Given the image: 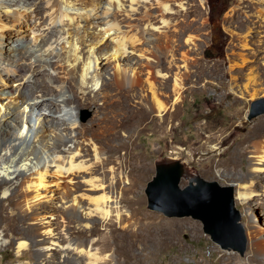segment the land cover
<instances>
[{
    "label": "rangeland",
    "instance_id": "1",
    "mask_svg": "<svg viewBox=\"0 0 264 264\" xmlns=\"http://www.w3.org/2000/svg\"><path fill=\"white\" fill-rule=\"evenodd\" d=\"M17 1L19 0H4L3 5L11 7L9 16L4 13V10H0V24H7L2 29V34L5 35L3 44L8 47L4 49L2 57L5 59L9 57V63L15 64L14 56L18 58V51L11 49L12 55L6 54L13 40L20 45L19 50L27 49L29 56L27 55L26 62L32 64L36 60L33 57L34 53L37 57H41L45 51L51 52L52 49L48 44L56 39L63 44L64 37L58 38L59 34L54 33L49 36L52 41L44 42V39L48 38L43 25L47 23L49 0H25L28 5L22 4V6L29 9L27 14H30V17H22L16 22L13 11L16 9ZM55 1L60 4L59 0ZM90 1L93 0H73V3L79 7L82 3ZM97 1L100 3L98 16L102 18L108 0ZM159 1L168 2L172 7L170 13L163 15L169 22L168 25H161L163 9L156 0H152L153 5L148 4L147 7H142L141 14L136 13V16L130 17L128 13L115 11L112 15V23L120 28L121 35L128 40L137 33V27L143 26L144 23L148 24V18L153 25L161 26L159 31L154 33L156 40L152 43L155 47L152 54L156 55V51L158 52L164 73L168 72L169 61L173 57L175 62L178 61L176 58H179L176 63L182 66L180 70L173 69L169 72L171 81L168 79L167 86L161 91L173 94L174 72H177L182 79L185 77L182 98L184 100L177 105V115L163 125H157L158 112H154L147 119L132 122L131 128L111 124L98 126L95 124L97 106L83 103L77 110L78 121L83 126L88 125L90 129H97V133L90 134L93 140L83 144L84 150L78 156L79 158L77 157V162L79 164H81L80 161L84 162V167L78 170V174L74 172L73 175L62 176L56 175L54 171L49 172L46 177L48 186L40 189L41 196L37 200L44 207L38 210L42 213L41 219L25 220L16 223L18 226L1 222L0 264H41V259L38 260L36 253L34 237L38 240L44 237L54 239V242L49 244L50 256L49 259L47 258V262L49 261L47 264L64 261L58 252L60 247L68 249L70 253L69 262H61V264H95L93 261L97 264V257H99V264H264V200L261 202L259 200V197L264 198V167L261 173H253V163L257 159L249 158L256 153L255 145L264 147V132L258 133L256 138L248 144H243L248 135L258 130L259 120L264 119V115L254 120L248 119L252 102L264 97V37H262L264 21L254 14L257 9L248 8V4H253V0ZM124 3L130 4L128 0ZM127 7L126 9H129ZM211 11L216 12L215 20H213L215 26L220 25L222 31L230 34V43H236L237 45L233 47L241 54L244 52L241 44L244 43V35L247 34L248 27L252 26L255 29L252 35L257 38L248 37V39L253 48L251 51H256L258 54L256 56L258 63H246L245 77L247 79L243 80L246 84L251 83V88L239 87L236 84L240 74L234 68L238 67L237 63L243 65L242 61L224 59L218 54L213 57L207 56L211 36L209 22ZM32 13H37V18L41 16V19L36 21L34 18V20L31 18ZM93 16L97 17V11L93 13ZM252 20L255 24L251 22ZM68 21L65 19L66 24H69ZM80 21L75 20L70 23L74 27L71 30L72 34L80 36L86 33L91 38H97L103 37L104 29L108 28L100 23L102 19L98 20L99 23L93 22V24ZM35 23H38V28ZM75 25H78L77 29ZM58 26H60L59 23ZM111 33L105 36V40L109 43L116 35L113 34L114 31ZM68 38L70 37L66 39ZM53 44L54 47H60L56 43ZM58 51L60 48L55 52ZM251 51L245 50L248 54L245 56L247 59H254V55H250ZM55 59L53 61L57 63L58 59ZM100 62H103L101 67L103 70L97 69V72L106 78H112L115 72L114 64L106 63L102 57ZM11 65L10 69H12ZM249 69L253 70L252 74ZM141 71L146 70L141 68ZM254 74L255 82L250 79ZM17 75L15 73V76ZM89 76L91 77L92 74ZM143 77L145 78L146 75ZM242 94L245 98H239ZM252 94L256 95L255 99L251 97ZM78 96L82 97L84 94L78 92ZM147 96L150 97L151 93L148 92ZM23 102L20 101L19 108ZM6 103L14 102L7 100ZM101 103L100 101L99 104ZM149 104H151L150 101ZM9 117L10 115L4 111L0 115V125L12 122L7 120ZM35 123L36 119L33 120V124ZM13 126L8 128V133L12 132L15 135L17 132L14 131ZM12 137L8 134L6 136L11 140ZM18 137L21 141L24 135L19 134ZM94 145L105 151L104 156L118 148L117 160L106 166L107 168H97L99 160L95 158L92 151ZM245 146L249 147L246 149ZM236 154H239L236 162L228 166L223 164ZM162 158L182 159L207 180L218 181L223 186L233 185L235 189L247 185L251 191L257 193V196L251 197L247 203L236 200L248 236V249L244 258L236 252L224 251L213 243L204 233L201 222L192 218H168L162 213L148 209L145 190L156 174V160ZM111 167H115L118 176L115 181V194L110 200L112 201L111 215L103 219L101 213L97 212H93L90 216L85 215L89 212L87 208L91 205L92 199L89 198L98 199L104 195L103 191L88 190L91 188L89 180L92 178L97 184L103 180L106 181L105 186H107L110 183L111 174L104 178V173ZM94 168L96 171H91ZM91 172L93 174L90 176ZM247 174H249L248 178L245 177ZM187 184L188 182L183 180L181 186L185 187ZM74 196L79 201L81 209L79 210V206L77 209L73 207L70 208L71 210L65 209L72 204L71 199ZM114 200L118 204H114ZM1 210L9 214L12 207L4 204ZM49 222H51L50 234H46L48 231L46 232V228L43 227H47ZM32 227L35 228V233L29 229ZM22 241L25 245L18 252V245Z\"/></svg>",
    "mask_w": 264,
    "mask_h": 264
},
{
    "label": "bare ground",
    "instance_id": "2",
    "mask_svg": "<svg viewBox=\"0 0 264 264\" xmlns=\"http://www.w3.org/2000/svg\"><path fill=\"white\" fill-rule=\"evenodd\" d=\"M59 1L60 4L55 0H49L48 2L47 23L45 22L46 24L43 25V29L47 32L46 35L48 38L44 39V42L52 41V38L49 36L57 33L59 34V37L57 36L58 38L64 37V43L59 42V39L50 42L48 45L52 49L51 52L45 51L43 56H38L39 58L34 53L33 57L36 60L32 64L26 62L27 55L29 56L28 51H26L27 49L25 51L19 50L20 45H17V41L15 42L13 40L11 42L12 46L9 47V52L6 54L11 56V49L18 51V58L14 56L15 64L11 65L9 63V57L6 59L2 57L4 49L8 48L3 44L5 35L2 34V29L7 24H0V115L6 111L10 115L7 120H12L10 123L0 125V224H2L1 222H8L10 225L15 224V226H18L16 223L25 220L41 219L40 216L42 213L38 212V210L44 207L37 200L41 196L39 193L40 189L43 187L47 188L48 186L46 177L49 175V172L54 171L56 175L60 174L62 176L65 174L73 175L74 172L78 174V170L84 167V162L82 163L80 161L81 164H79L77 157L84 150L83 144L88 140L90 142L93 140L90 134L97 133V129H90L88 125L83 126L78 121L77 110L83 103H91L97 106L95 116L96 125L111 124L113 126L131 128L132 122L147 119L154 112H158L157 118L159 119H157V125H163L170 119L175 118L178 112L177 105L184 100L182 98L185 89L183 79L185 77L182 79L177 72H174L173 94H166L161 91L167 86V80L169 79L171 81L169 72L173 71V69L180 70L182 67L180 66L181 64L176 63L178 61L175 62L173 57L170 61L168 60V72L164 73L161 69L163 66L158 52L156 51V55L152 54L155 48L152 43L156 40L154 33L155 31H159L161 26L157 27L153 25L148 18V24L144 23L143 26L137 27V33L128 40L121 35L122 31H120V28L112 23V15L115 11H119V13L123 11L131 17L136 13H140L142 7L145 8L148 4L153 5L152 0H128L130 2L129 5L124 3L127 0H108L102 18L98 16L100 3L97 0L82 3L79 7L75 6L76 3H73V0ZM156 1L163 9L162 13L160 11L162 16L172 11L170 3ZM3 2L4 0L0 1V5L2 4L0 10H4V13L9 16L11 7L4 6ZM22 4L28 5L25 0H19L15 4L16 9L13 12L16 22L20 21L22 17H30V14H27L29 9L23 7ZM126 6L129 9H126ZM248 8L257 9L254 14L264 21V0H253V4H248ZM96 11L97 17L93 16V13ZM143 16L145 17L144 14ZM40 17L37 18V13L31 14V18H35L36 21H39L41 19ZM65 19L69 20V24L75 22V20L93 24V22L99 23L98 20L102 19L103 21L100 23H103L108 28L104 29L103 37H93V39L86 33L84 35L80 34V36L72 34L71 30L74 27L71 24H66ZM160 20L161 25L165 26L169 23L164 16ZM251 22L255 24L253 20ZM58 23L60 26H58ZM75 26L77 29L78 25ZM43 29L41 30L42 32ZM111 32L116 35L115 37L113 36L112 42L109 43L105 40V36ZM254 33L255 29L252 26L248 27L247 34L244 35L242 50H253L248 37H254L252 35ZM68 36L70 38L66 39ZM53 43L57 45L61 43L59 47L60 51L57 53L55 51L59 48L58 46H52L54 45ZM185 55L187 56V54ZM247 55L245 51L240 55L244 63H242L243 66L247 62H252V60L245 57ZM101 57L106 63L114 64L115 72L112 78H106L97 72V69L103 70L101 68L103 62H100ZM55 58L58 59L57 63L53 61ZM10 65L12 69H10ZM141 68H144L146 71H141ZM250 70L252 74L253 70ZM15 73L18 75L15 76ZM89 74H92V76L90 77ZM144 75H146L145 78L143 77ZM250 79L255 82V74ZM250 86L251 83L246 84L245 88ZM78 92L84 94V96L79 97ZM148 92L151 93L150 97L147 96ZM251 97L255 99L256 95L252 94ZM239 98L245 97L242 94L239 95ZM7 100L14 103L7 104ZM21 100L24 102L19 108L18 106ZM100 101L102 102L101 104H99ZM149 101L151 104H149ZM25 115L27 116L26 118ZM34 119H36L35 124H33ZM11 125H14L13 129L17 134L13 135L12 132L8 133V128ZM257 127L258 130L248 135L245 141H242L243 144H248L252 139L256 138L258 133L264 132V119L259 120ZM7 134L13 137L15 136V138L12 137V140L7 139ZM19 134L24 135L21 141L18 137ZM248 147L245 146L246 149ZM92 149L95 158L99 160L97 168H105L117 160L116 154L119 153L118 148L111 150L107 156H104L106 154L105 151L99 149L97 145H94ZM255 152V154L249 156V158L257 159L253 163L254 167L252 172L261 173L264 167V147L255 145ZM241 154L243 155L244 153ZM238 156L239 154L234 155L223 164L228 166L236 162ZM91 171L94 172L96 169L94 168ZM93 172L90 173V176ZM109 174H111V178L107 186H105L107 184L106 181L101 180V183L97 184L92 178L89 180L88 183H90L91 188L88 190L103 191L104 195L102 198L99 197L100 199L96 197L89 198L92 199L90 201L91 205L87 208L89 212L87 211L88 213L85 215L90 216L93 212H97L99 214L101 213L102 219L104 217L108 218L111 215L112 201L110 200L114 197L115 181L118 178L115 167L106 170L104 178H107ZM245 177L248 178L249 174ZM235 192L236 200L244 203H247L251 197L257 196V193L251 191L247 185L240 186ZM259 200L261 202L264 198L259 197ZM5 202H8L7 204L12 207V211L9 214L1 210L4 204L7 205ZM71 202L72 204L65 209L72 207L77 209L78 206L79 210L81 209L76 196L71 199ZM113 202L114 204H118L115 200ZM50 224L51 222H49L47 227H43L46 228V232L48 231L46 234H50ZM29 229L35 233L34 227ZM250 236L252 235L250 234ZM52 242H54V239L44 237L38 240L34 237L36 253L38 260L41 259V264H47L49 262H47V258L50 256L49 244ZM24 245V241L19 243L18 252ZM59 249L58 252L61 258H64V261L61 262H69V250L63 247ZM98 258H95L97 264H99ZM61 262H56V264H61ZM93 263L96 264V261H93Z\"/></svg>",
    "mask_w": 264,
    "mask_h": 264
},
{
    "label": "water",
    "instance_id": "3",
    "mask_svg": "<svg viewBox=\"0 0 264 264\" xmlns=\"http://www.w3.org/2000/svg\"><path fill=\"white\" fill-rule=\"evenodd\" d=\"M264 115V98L251 104L249 120ZM156 174L145 190L149 210L168 218H192L222 250L246 256L248 236L236 204V189L210 181L182 159L155 162ZM183 180L188 184L181 186Z\"/></svg>",
    "mask_w": 264,
    "mask_h": 264
},
{
    "label": "flooded vegetation",
    "instance_id": "4",
    "mask_svg": "<svg viewBox=\"0 0 264 264\" xmlns=\"http://www.w3.org/2000/svg\"><path fill=\"white\" fill-rule=\"evenodd\" d=\"M216 17V12L215 11H211L210 15H209V19H210V28H211V36H210V46L209 49L207 50V56H214L216 54H218L220 57L222 56L224 59H231V60H238V61H242L241 60V52H239L238 50H235V48L233 46H236V43H230L231 39H230V34H228L226 31H222V28L220 25H216L215 26V22L213 20H215ZM212 22V23H211ZM262 37H264V35H262ZM253 39L257 38V36L252 37ZM241 46H243L241 44ZM242 49V48H241ZM245 51V49H243ZM251 51V50H248ZM238 54V55H237ZM250 55H254V59H250L252 60V62L250 61V63L253 64H257L258 60L256 58V56H258L257 52L255 51H251ZM227 57V58H226ZM238 57V58H237ZM179 61V58H176ZM255 62V63H254ZM181 66V65H180ZM238 67H235L234 70H236L238 72V74H240L237 77L238 83L237 86L239 87H244L246 83L243 82V80L247 79L245 78V66H241V64L237 63ZM230 67V64H229ZM249 67V66H248ZM250 70V69H249ZM227 81H229V79H227ZM264 97L258 98L256 100L259 99H263Z\"/></svg>",
    "mask_w": 264,
    "mask_h": 264
}]
</instances>
